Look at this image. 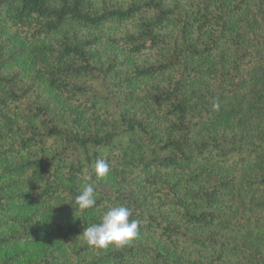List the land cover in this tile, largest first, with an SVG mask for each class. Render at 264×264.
<instances>
[{"label":"trees","instance_id":"obj_1","mask_svg":"<svg viewBox=\"0 0 264 264\" xmlns=\"http://www.w3.org/2000/svg\"><path fill=\"white\" fill-rule=\"evenodd\" d=\"M0 264H264V0H0Z\"/></svg>","mask_w":264,"mask_h":264},{"label":"clouds","instance_id":"obj_2","mask_svg":"<svg viewBox=\"0 0 264 264\" xmlns=\"http://www.w3.org/2000/svg\"><path fill=\"white\" fill-rule=\"evenodd\" d=\"M111 165L105 160L95 164L96 178L105 179L110 175ZM81 193L76 197L79 210L86 211L97 207V195L91 175L84 176ZM132 210L126 205L109 206L100 214L98 223L84 229L83 237L89 246L97 249L121 247L136 239L140 234V221L131 219Z\"/></svg>","mask_w":264,"mask_h":264}]
</instances>
